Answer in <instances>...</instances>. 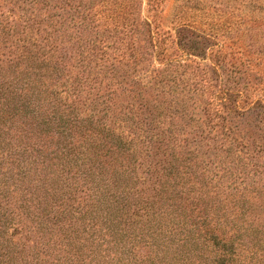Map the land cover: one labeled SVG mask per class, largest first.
Listing matches in <instances>:
<instances>
[{
    "label": "trees",
    "instance_id": "obj_1",
    "mask_svg": "<svg viewBox=\"0 0 264 264\" xmlns=\"http://www.w3.org/2000/svg\"><path fill=\"white\" fill-rule=\"evenodd\" d=\"M74 8L80 15V7ZM126 15L127 12L124 15L117 13L112 19L113 33L137 35L145 32L144 26L147 25L152 47L150 54L154 56L159 45L152 26L147 21L124 17ZM108 25L109 21L102 23L105 29ZM39 31L42 32L41 29ZM72 39L75 47L78 41L75 37ZM22 41L26 42L25 39ZM74 47L64 56L63 53L56 56L50 49L40 58L30 56L31 50H27V60L37 62L41 59L43 65L29 67L27 75L17 80L19 84L10 83L22 75L18 70H0V264H92L84 259L85 255L94 253V250L87 253L86 245L95 246L98 250L97 243H85V237H73L75 235L69 231L74 219L80 222L94 207L106 209L99 222L107 229H101L99 235L104 237L101 242L106 248L104 252H110L106 253L108 260L97 264L168 263L159 259L154 263L157 255L151 256L153 250L145 253L141 242L147 235L153 209L148 205L131 206V195L140 201L149 196L148 190L154 191V196H162L169 185L168 170L175 168V162L185 164L191 160L195 165L204 164V167L199 165L191 171L193 177H190L194 182L187 191L198 199L195 205L190 202L188 208L196 209L201 205L207 210L204 215L194 217L186 216L179 208L176 211L184 214L182 219L197 232L198 237L205 241L219 238L224 252V247L231 243L236 233H246L252 228L253 220L249 219V222L246 213L238 215L236 203L222 204L224 211L218 207V202L211 206L203 205L211 198L203 192H194V186L203 184L202 179L211 176L208 164L217 162L223 178H235L244 185L242 189L228 187L244 199L242 204L237 203L239 207L247 209L249 215L254 211H264V80L248 69V61L242 60L239 70L236 62L229 63L222 55L216 59L210 56L207 57L210 64L204 69L207 75L216 78L217 84L216 111H208L206 115L209 117H191L189 123L179 124V119L185 117L176 115L175 107L180 99L178 88L158 91L157 83L149 86L140 79L142 75H135L133 86L145 91L144 102L131 104L130 115L117 112L114 115L108 110L111 109L110 97L116 90H107L109 97L101 96L102 84L107 82L106 87L110 88L108 81H119L122 77L118 71L130 74V62L125 57L135 58V47L127 56L118 55L109 66L110 58L93 67L91 62H85L84 53ZM13 58L16 55L11 60ZM9 71L10 79H5ZM45 75H48L46 79ZM51 87L60 90H49ZM257 90L262 93L254 100L251 94ZM62 94L66 96L60 97ZM147 94L153 100H146ZM52 95L59 104L63 99V103L56 107L60 115L57 134L64 137L66 147L54 159L51 168L46 153L48 138L53 135L50 129L53 118L47 115L44 103L51 102ZM96 106L100 108L95 110ZM64 107L71 109L75 116L68 120L69 125L63 127ZM85 107L97 113L86 115ZM164 108L171 112L169 123L160 121L159 112ZM161 123L165 126L161 127ZM255 129L259 131L257 136ZM138 152L140 156L135 160ZM143 152L144 159L141 156ZM188 153L202 156L195 159L184 157ZM145 166L142 177H134L135 171ZM51 172L60 180L72 173L64 184L62 181L61 185L58 184L60 195L56 190L51 191V179L55 178ZM124 177L132 178L136 185L143 181L145 189L132 191L125 185L129 188V196L109 194V189L122 185ZM175 180L183 183L180 176ZM184 191L180 190L178 194ZM100 197L105 199L97 206ZM219 256L228 257L230 264L234 262L227 252Z\"/></svg>",
    "mask_w": 264,
    "mask_h": 264
},
{
    "label": "rangeland",
    "instance_id": "obj_2",
    "mask_svg": "<svg viewBox=\"0 0 264 264\" xmlns=\"http://www.w3.org/2000/svg\"><path fill=\"white\" fill-rule=\"evenodd\" d=\"M74 7H80V12L78 11L80 15L76 14ZM126 12L127 15L124 17L137 19L139 22L147 21L152 26L159 45L154 56L150 54L152 47L149 45L151 39L148 36L147 25L144 26L145 32L137 35L113 33L112 19L117 13L124 15ZM105 21H109L106 29L102 27ZM40 29L42 32L39 31ZM188 29L195 32L191 33ZM72 37L78 41L75 47ZM23 39L26 42L22 41ZM71 47L78 48L77 51L81 50L85 62H91L92 67L110 58L111 61L108 60L110 62L107 63L109 66L111 62L116 61L118 55L127 56L135 47L136 53L133 52L135 58L125 57L130 62V74L118 71V75H121L119 77H122L119 81L116 79L108 81L110 88L106 87L107 82L102 84L101 96L109 97L107 90H116L113 97H110L111 109L108 111L114 115L115 112L130 115L131 104L140 105L144 102L145 91L133 86L135 75H142L140 79H144V83L149 86L157 83L158 91L178 88L177 96L180 99L175 107L176 115L185 117L183 120L179 119V124H186L190 122L191 117H205L208 111L211 110L213 113L216 111L214 100L217 80L207 75L204 69L210 64V59L207 57L212 56L216 59L222 55L229 63L236 62L239 70L242 67L240 62L248 61L250 63L248 69L255 71L264 80V0H0V70L10 68L11 71L18 70V74H22L10 83L19 84L17 80L27 75L29 67L43 65L41 59L37 62L34 59L27 60V50H31L30 56L40 58L50 49L56 56H60V53L64 56ZM146 53L151 55V61L148 60L150 55ZM11 55L12 57L16 55V58L11 60ZM11 71L7 72L5 79H10ZM47 76L45 75L44 78L46 79ZM63 89L64 86L62 91ZM196 89L197 92H188ZM49 90L60 89L51 87ZM150 91L154 92V89ZM261 93L259 90L253 91L251 97L256 100ZM65 96L66 94H62L60 97ZM55 99H57L55 95H52L50 99L52 103L49 101L44 103L47 115L53 118V124L50 125L53 135L48 138L49 148L46 153L51 168L54 159H57L60 151L66 147L64 137L57 134L60 115L57 114L56 107L63 103V99L61 104ZM146 100H153V97L147 94ZM98 108L100 107L96 106L94 109ZM65 109L66 112L62 114L65 123L63 127L69 125L68 120L75 116L71 109ZM85 113L88 115L97 112L85 107ZM159 113L160 121L170 122L171 112L168 108L162 109ZM165 123H161L160 126L164 127ZM257 135H259L258 130H256ZM206 147L203 148L204 151ZM139 156L140 152L135 155V160ZM141 156L144 159V152ZM201 156V154L188 153L184 157L195 159ZM192 161L185 164L175 162V168L168 170L169 185L162 196H154V191L148 190L149 196L140 201L138 197L131 195V206L148 205L153 209L147 235L141 242L145 247V253L153 250L151 256L157 255L154 263L159 259L168 262L166 264H230L228 257L219 256L227 252L229 257L234 259L232 264H264V211H254L249 215L247 209L239 207L237 203L242 204L244 199L237 193L231 192L228 187L242 189L244 185L235 178H223L222 169L217 162L208 164L211 176L208 179L201 177L203 184L197 183L194 192H203L211 198L203 205L211 206L218 202L220 205L218 207L223 211L222 204L236 203L238 208L235 212L238 215L241 212L246 213L247 220L249 222H251L249 219L253 220L252 228L250 227L246 233H236L222 252L223 245L219 238L205 241L198 237L197 232L182 219L184 214L176 211L179 208L185 215L194 217L204 215V211L207 210L201 205L196 209L192 206L188 208L190 202L195 205L198 199L187 191L189 185L194 182L191 171H194L196 166L199 168V165L204 167V164L195 165ZM145 170L146 166L138 168L134 177H142ZM51 173L55 176L51 179L53 187L51 191L56 190L60 195L61 191L57 190L58 184L61 185V181L64 184L72 173L63 176L61 180L55 173ZM177 176L182 178L183 183L181 180H175ZM121 181L122 185L116 189H109L111 191L109 194L122 193L127 197L130 193L129 188H132V191L145 189L143 181L139 185L134 184L132 178L124 177ZM180 190H185V193L179 195ZM104 199L100 197L97 206H100ZM105 212L106 209L94 207L93 211H89L80 219V222L74 219V225L69 231V234L75 235L73 237H85V243H97L98 250L95 246L86 245L87 253L94 250L93 254L84 256L86 262L91 261L92 264L103 263L109 258L106 253L110 252H104L106 248L101 243L104 237L99 235L101 229H107L99 222ZM84 227L87 230H84ZM79 228L82 230L78 231ZM74 239L72 238L73 241ZM150 263L153 262L147 264Z\"/></svg>",
    "mask_w": 264,
    "mask_h": 264
}]
</instances>
